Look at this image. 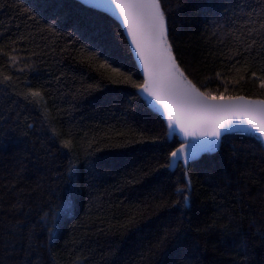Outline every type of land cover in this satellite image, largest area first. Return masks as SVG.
Listing matches in <instances>:
<instances>
[{"label":"trees","instance_id":"obj_1","mask_svg":"<svg viewBox=\"0 0 264 264\" xmlns=\"http://www.w3.org/2000/svg\"><path fill=\"white\" fill-rule=\"evenodd\" d=\"M29 3L44 5L40 10L44 16H59L57 31L61 35L40 31V24L22 13L24 0H0L4 5L0 7V46L4 49L0 71L13 77L12 87L0 81V255L7 240L15 264H23L28 231L37 224L42 206L47 207L50 177L68 167L71 155L79 164L77 187L59 183L53 200L71 199L73 213L62 222L51 252L47 233L38 226L41 264H72L77 257L83 258L81 264H241L237 245L245 238L252 249V264H264V242L257 234V228L264 225V151L255 146L259 141L227 134L217 152L170 170L168 153L180 143L176 136L168 139L161 116L137 89L103 79L101 70L78 59L75 50L80 44L67 35L85 33L117 47L135 67L133 79L142 82L120 24L78 0ZM222 3L228 0H167L166 4L174 8L169 38L180 66L198 86L207 81V88L217 92L224 91V80L235 75L229 72L235 61L228 60L233 35H213V26L208 24L214 18L210 13L218 11L216 6ZM228 28L238 29L239 24H225L222 31ZM10 56L19 58L14 65ZM239 59L242 64L243 57ZM28 64L33 67L26 68ZM251 67L256 70L258 64L252 62ZM97 82H102L100 88L86 91ZM29 87L44 90L53 125L65 135L71 133L75 152L60 151L59 139H49L43 109L17 94ZM225 94L264 99L259 79L251 78L250 72L239 87L229 84ZM94 137L97 148L108 143L124 146L98 151L94 157L96 178L86 181L87 160L80 144ZM185 170L192 181L190 208L157 211L155 204L162 195L176 199L174 189L186 182ZM16 204L20 207H13ZM132 213H138L137 227L126 233L118 230L117 225ZM253 219L256 224L251 223ZM230 220L226 230L223 226ZM17 221L22 227L13 229ZM169 227L181 228L178 237L150 252ZM237 227L243 236L234 231Z\"/></svg>","mask_w":264,"mask_h":264},{"label":"snow or ice","instance_id":"obj_2","mask_svg":"<svg viewBox=\"0 0 264 264\" xmlns=\"http://www.w3.org/2000/svg\"><path fill=\"white\" fill-rule=\"evenodd\" d=\"M98 2L100 6L122 18L142 65L143 81L139 82L133 79V73L136 69L128 64L117 47L85 33L77 35L76 32H68L67 35L72 38L71 42L80 44V47L75 50L78 59L82 62L86 61L92 67L101 70L103 79H107L114 84L131 85L151 97L162 108L168 128L170 130L179 129V132L185 138V142L180 143L178 147H173L168 153L170 161L166 165L167 167H173L174 162L179 159H182L185 165L188 164L190 138H212L211 141L200 146V151H212L217 148L216 141H219L222 135L229 133L237 126L245 131L250 130L248 132L249 136L255 133L260 138V143L255 146L264 151V99L225 94L228 92L229 84L234 88L242 85L249 72L251 78L259 79L260 87L264 89V0H228L227 4L222 3L216 6L219 9L218 11L210 13V16L214 17L208 20V24L213 26L212 34L217 35L219 33L223 37L231 33L234 38V47L229 49L228 60L230 62L235 61L231 63V68H229V72L235 75L230 80H224V91L222 92L209 90L207 81L199 82L198 86V83L190 79L189 74H186L180 66L177 53L169 38V19L174 12V8L166 7L167 0H98ZM0 7H4V5H0ZM43 7L42 4H30L29 0H24L21 11L40 24V31H46L53 37H59L61 33L57 31V28L60 26L61 18L59 16L55 18L44 16L40 11ZM175 7L178 8L179 5L177 4ZM225 24L234 26L239 24V28H228L225 32L222 31ZM207 26L206 24V28ZM237 31L239 35L236 34ZM13 43L15 42L13 41ZM3 51V46H0V52ZM254 52L255 55H253ZM5 55L9 54L5 53ZM240 57H243L242 64ZM18 59L17 56H10V62L13 65ZM252 62L258 64L256 70L252 69ZM25 67L30 69L33 65L28 64ZM216 76L222 78L219 72L216 73ZM0 81L12 87L13 77L4 75L0 71ZM101 86L102 82H97L94 85H88L86 91ZM13 91H17L15 87H13ZM17 94L22 96L25 101L39 105L43 109V119L48 122L51 132L49 139L53 141L59 139L60 151L67 150L69 154L76 151L77 145L74 143L71 133L65 135L53 125L50 110L46 107L44 90L29 87L24 91L17 92ZM117 135L122 136L123 133H117ZM152 139L158 140L159 137H153ZM132 142L126 141L125 143ZM97 143L98 140L94 137L87 143L82 141L80 144L87 160L86 181L96 178L97 169L94 157L98 151H101L104 147L124 146L108 143L101 144V147L97 148L95 147ZM195 154L194 150L193 155ZM183 176L186 182L183 185L178 183V186L174 189L173 194L176 199L173 200L171 196L164 197L162 195L159 202L155 204L157 211L161 209L170 210L177 206L190 208L192 181L186 170ZM79 179V164L71 155L68 167L64 171L52 173L48 199L45 202L47 207L45 209L42 206L37 224H33L28 231V246L24 250L23 264H41L42 256L39 249L42 244L36 240V236L39 234L38 226L39 229L47 233L49 252H51L50 246L54 242L62 222L73 213L71 199L68 201L60 200L58 203L54 202L53 198L57 197V187L62 182L71 189H75ZM37 187L41 186L37 185ZM88 187L91 188L90 183ZM13 207L19 208L20 205L16 204ZM261 214L264 215V208H261ZM139 223L138 213H132L123 222L119 223L117 228L126 233L136 228ZM251 223L256 224L257 221L253 219ZM230 224L231 220L228 225L223 227L227 230ZM21 227L22 223L19 221L12 225L13 229H20ZM234 231L242 236L244 235L239 227ZM180 232V227H169L165 230L164 235L158 239L157 244L151 246L150 252L161 249L171 238L178 237ZM257 234L264 242V225L257 228ZM11 247L12 245L5 240L3 254L0 255V264H15L13 253L9 251ZM237 250L241 255V264H252L250 259L252 249L249 247L246 238L241 239L237 245ZM33 255L36 257L34 261L31 259ZM82 259V257H77L72 261V264H81Z\"/></svg>","mask_w":264,"mask_h":264},{"label":"water","instance_id":"obj_3","mask_svg":"<svg viewBox=\"0 0 264 264\" xmlns=\"http://www.w3.org/2000/svg\"><path fill=\"white\" fill-rule=\"evenodd\" d=\"M79 2H81L82 4L90 7V8H93L95 10H99L101 12H104L106 13L107 15L111 16L113 19H115L121 26L126 38H127V41H128V44H129V47L131 49V52H132V55H133V58L137 64V67L141 73V76H142V81L144 79V75H143V69H142V65H141V62L138 58V55L134 49V46L132 45L131 43V38L129 37L128 35V32H127V28L126 26L124 25L123 23V20L122 18H120L118 15H116L115 13L107 10L105 7H102L99 5V2L98 0H78ZM139 95L142 97V99L146 102V104L155 112L157 113L159 116H161V118L164 120L165 124H166V127H167V136H168V139L169 140H172L173 137H177L179 143H183L185 142V138L183 137V135L179 132V129H169L168 128V125H167V120H166V116L162 110V108L149 96H147L145 93L141 92L139 89H137ZM262 99V98H261ZM248 131H245L243 130L242 128H240L239 126L237 127H234L229 133H226L225 135L227 134H235V133H238V134H243V135H247L249 136ZM225 135H222L220 140L219 141H216V144H217V148L212 150V151H200V146L202 144H205V143H208L209 141H211L212 138L210 137H202V138H190L189 140V161H188V164L194 160H197L199 159L201 156L205 155V154H213L215 152L218 151V149L220 148V144H221V140L223 138V136ZM251 137H254L255 139H257L260 143V138L255 134V133H252ZM178 147V146H177ZM195 150L196 154L193 155V151ZM181 164L183 167H186L187 165L184 164L183 160L182 159H179L177 161L174 162V166L169 168L170 170H174L178 164Z\"/></svg>","mask_w":264,"mask_h":264}]
</instances>
